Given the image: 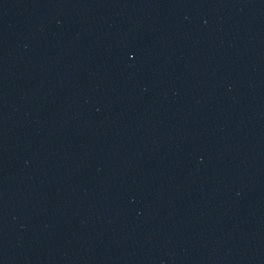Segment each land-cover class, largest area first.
Segmentation results:
<instances>
[{
    "label": "water",
    "instance_id": "water-1",
    "mask_svg": "<svg viewBox=\"0 0 264 264\" xmlns=\"http://www.w3.org/2000/svg\"><path fill=\"white\" fill-rule=\"evenodd\" d=\"M0 264H264V0H0Z\"/></svg>",
    "mask_w": 264,
    "mask_h": 264
}]
</instances>
